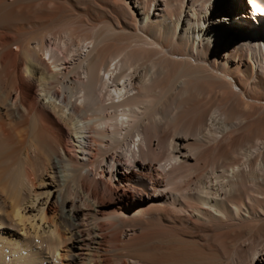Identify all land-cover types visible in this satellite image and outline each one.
<instances>
[{
	"label": "bare ground",
	"instance_id": "6f19581e",
	"mask_svg": "<svg viewBox=\"0 0 264 264\" xmlns=\"http://www.w3.org/2000/svg\"><path fill=\"white\" fill-rule=\"evenodd\" d=\"M28 1L0 0L33 15L0 16L19 236L61 226L62 264H264V0Z\"/></svg>",
	"mask_w": 264,
	"mask_h": 264
},
{
	"label": "rangeland",
	"instance_id": "374dc122",
	"mask_svg": "<svg viewBox=\"0 0 264 264\" xmlns=\"http://www.w3.org/2000/svg\"><path fill=\"white\" fill-rule=\"evenodd\" d=\"M28 2H29V4H35L34 1L29 0ZM35 2H36V0H35ZM36 3H38V2H36ZM22 4L27 5V2L25 1ZM41 12H42V10H41ZM41 12L39 10H36L33 13H36V15L37 14L41 15ZM18 13H22V14H18ZM26 13H28V11L23 10V11H16L15 12V11L7 10L2 16L1 15L0 16L3 17L4 20L8 21L11 24H13V23L20 24L21 22L24 23V21L27 19V17L33 16V15L32 16L27 15ZM30 13H32V12H30ZM15 149L17 151H19L18 147H15ZM5 157H6V154L3 153V156L1 159L5 158ZM13 166H14V163H10V164L6 165L7 168L8 167L11 168ZM7 178H6V181H7ZM95 179H97L98 181L102 180L105 182V179H103V177L101 175H96ZM4 181L0 185V225H6L7 227L14 230V239L15 240L22 239V241L28 242L27 244L31 243L35 246H38L39 248L42 246L41 248L44 249L46 252H48V255L54 257V261L52 262V264H62V261L59 260V257H57V255H58V253H60V249H59L60 247L66 249L67 246L69 245V234H68V232L65 229H63L61 226H59L60 223L58 221L56 223V225L58 224V226H59V230H60L59 234L62 238V239L60 238L61 240L60 239L57 240L55 238V235L47 236L46 238L40 237V236L34 237V235H32V234H28L29 236L26 235L24 238L19 236V234H18L19 233L18 232V229H19L18 224L19 223H17L18 222L17 219L19 218L18 215H21L20 214L21 211H19L20 206L18 207V205L20 203H19L18 198H15L12 191H10L9 189L5 190V191L2 190V186H4V184H5ZM37 182H35V183H37ZM105 183H107V182H105ZM109 192L111 193V195H114L115 193H117V194L125 193L127 195V197L129 198L130 202H134L136 199H139L142 197L136 191V189L131 185L111 186ZM21 195H23V193L20 194V196ZM11 198H12V200H11ZM14 200H15V202H14ZM20 202H21V199H20ZM11 205H13V206H11ZM15 205H16V207H15ZM53 205H54V207H53ZM53 205L50 204V206L52 207L51 213H54L56 210H57L56 212L58 213L59 212V210H58L59 206L55 205V204H53ZM15 211L17 213H15ZM38 228H39V226H38ZM41 228L43 229V227L40 226V228L37 230V232L39 231L38 233L41 232V230H42ZM1 231H3V230H0V232ZM57 233L58 232H55V234H57ZM15 236L19 237V238L16 239ZM4 237H5V235H3V233H0V264H23L25 259H22V257L26 258L28 251H24V252L20 253L19 248H18V246H19L18 242L16 244L17 245V247H16L15 244L12 243V241L8 242L9 239L7 237H6L7 239H5ZM11 240H13V239H11ZM58 249H59V251H58ZM34 250H35V248H31L30 252H32ZM29 261L30 262L25 263V264H34L32 260H29Z\"/></svg>",
	"mask_w": 264,
	"mask_h": 264
}]
</instances>
